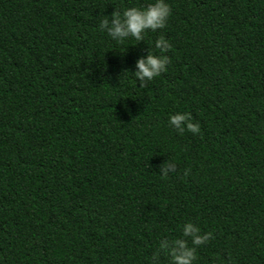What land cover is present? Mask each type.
Listing matches in <instances>:
<instances>
[{"label":"trees","instance_id":"trees-1","mask_svg":"<svg viewBox=\"0 0 264 264\" xmlns=\"http://www.w3.org/2000/svg\"><path fill=\"white\" fill-rule=\"evenodd\" d=\"M152 2L0 0V264H168L185 222L211 233L194 264H264V0H165L138 42L98 28ZM148 52L169 63L140 88Z\"/></svg>","mask_w":264,"mask_h":264},{"label":"clouds","instance_id":"clouds-1","mask_svg":"<svg viewBox=\"0 0 264 264\" xmlns=\"http://www.w3.org/2000/svg\"><path fill=\"white\" fill-rule=\"evenodd\" d=\"M169 15L170 8L165 0H153L143 8L131 7L122 12H112L110 17L107 16L108 18L100 20L98 28L118 43L128 37L138 42L142 40L146 31L155 32L158 29H163ZM169 47V43L163 37L154 41V48L158 49L160 53L167 52ZM168 63L166 55H153L148 52L145 57L136 60L135 71L131 75L135 77V80L140 81V88H142L146 82L152 81L154 77L165 72ZM168 123L180 133L188 131L196 134L199 130L198 126L191 122L188 113L177 112L169 115ZM170 167H174V165L163 163L162 177L168 174ZM180 233L181 238L172 240L171 247L169 242L161 241L158 246L159 250L170 257L168 264H194L196 249L207 243L211 238V233H201L200 229L191 222H185L180 227ZM184 238H187V241ZM155 259L156 255L154 254L150 258V264Z\"/></svg>","mask_w":264,"mask_h":264}]
</instances>
